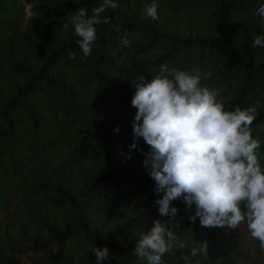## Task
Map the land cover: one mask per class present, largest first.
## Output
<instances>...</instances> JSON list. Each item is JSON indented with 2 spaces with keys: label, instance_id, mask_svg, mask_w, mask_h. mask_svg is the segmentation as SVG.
<instances>
[{
  "label": "trees",
  "instance_id": "1",
  "mask_svg": "<svg viewBox=\"0 0 264 264\" xmlns=\"http://www.w3.org/2000/svg\"><path fill=\"white\" fill-rule=\"evenodd\" d=\"M114 2L84 57L63 24L103 0H0V264H98L93 247L109 249L99 264H144L133 255L138 234L169 218L154 203L163 194L145 156L129 147L131 100L139 76L151 80L161 65L211 72L202 83L229 97V109L256 104L251 128L264 166V48L253 46L264 35L255 14L264 0H155V22L142 15L153 0ZM125 35L130 47L120 44ZM172 206L177 240L165 264H186L184 255L187 264H264L246 222L203 227L190 220L194 204ZM205 241L208 254L191 257Z\"/></svg>",
  "mask_w": 264,
  "mask_h": 264
},
{
  "label": "clouds",
  "instance_id": "2",
  "mask_svg": "<svg viewBox=\"0 0 264 264\" xmlns=\"http://www.w3.org/2000/svg\"><path fill=\"white\" fill-rule=\"evenodd\" d=\"M116 7L114 0H103L92 9L91 16L85 8L67 16L63 27L72 25L84 57L91 55L97 39L96 26L111 22L110 17L101 14ZM255 14L261 17L264 27V4ZM142 15L158 21L155 0L145 5ZM120 44L131 46L127 35ZM257 45L264 48V35L253 38V46ZM69 58L74 59L75 53H70ZM211 75L199 69L161 65L151 80L140 75L134 87L131 105L137 111L132 121L134 139L129 147L145 156L143 165L155 181V192L163 194L154 203L159 214L169 218L163 223L156 220L150 230L138 234L133 255L144 264H165L164 255L172 251L177 240L173 229L177 227L174 220L178 213L172 202L177 199L185 202L188 209L195 205L190 220L195 222L199 217L203 227L236 229L246 222L251 237L264 252V166L257 154L260 141L253 137L251 128L258 106L241 108L237 104L234 109L227 108L231 99L202 83ZM115 131H119V126ZM140 138L149 146L147 152L139 148ZM179 247L184 249L186 245L180 243ZM207 249V242H201L198 248L191 249L190 255H207ZM91 251L98 264L109 256L107 247H93ZM183 259L187 264L189 256L184 255Z\"/></svg>",
  "mask_w": 264,
  "mask_h": 264
},
{
  "label": "rangeland",
  "instance_id": "3",
  "mask_svg": "<svg viewBox=\"0 0 264 264\" xmlns=\"http://www.w3.org/2000/svg\"><path fill=\"white\" fill-rule=\"evenodd\" d=\"M23 16L21 18V22L23 23L25 21V19L27 18L28 16V6L27 5H24L23 6ZM241 242L244 243L245 242V239H241ZM240 249V246L239 245H236V244H232L229 246V251H235V250H239Z\"/></svg>",
  "mask_w": 264,
  "mask_h": 264
}]
</instances>
